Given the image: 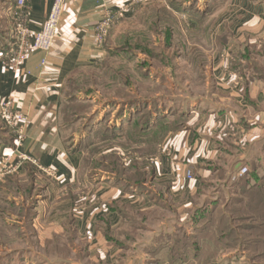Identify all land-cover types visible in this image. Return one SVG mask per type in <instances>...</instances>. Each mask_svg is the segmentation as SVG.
Here are the masks:
<instances>
[{"label": "rangeland", "instance_id": "374dc122", "mask_svg": "<svg viewBox=\"0 0 264 264\" xmlns=\"http://www.w3.org/2000/svg\"><path fill=\"white\" fill-rule=\"evenodd\" d=\"M246 2L156 0L116 22L103 59L64 93L62 122L84 153L77 180L59 189L20 171L0 186V264H264V153L238 171L229 160L183 199L167 197L155 177L192 110L221 102L219 83L264 89V38L230 29ZM252 185L263 188L246 193ZM116 188L126 198L107 190ZM134 193L149 206L134 204ZM115 212L113 225L94 226Z\"/></svg>", "mask_w": 264, "mask_h": 264}, {"label": "crops", "instance_id": "0c3cea01", "mask_svg": "<svg viewBox=\"0 0 264 264\" xmlns=\"http://www.w3.org/2000/svg\"><path fill=\"white\" fill-rule=\"evenodd\" d=\"M62 1L63 15L49 53L32 51L19 69L12 66L15 55L10 52L14 49L0 53V102L10 100L16 110L27 115L21 145L9 131L0 141V186L10 176L3 174L1 160L15 152L37 159L50 171L39 173L27 164L21 172L46 175L53 180L55 188L65 189L77 180L84 153L71 146L62 122L66 85L79 69L103 59L105 47L96 45L94 27L106 7L116 8L128 0ZM16 2L0 0V29L6 26L2 35L10 37L14 43L18 24L33 32L42 29L54 0H27L24 9H17ZM242 5L241 15H237L241 17L230 24V29L233 33L240 32V38L260 36L263 39L264 3L254 5L247 0ZM44 59L45 64H42ZM217 63L213 75L219 83L225 76L222 71L225 63ZM257 85L252 82L234 92L219 83L223 94L221 102L215 107L192 110L188 123L172 134L155 174L156 180L166 186L167 197L176 200L196 193L202 181L229 160L237 162L235 171L244 166L243 161L259 162L257 153H264V89ZM188 172L191 179L187 178ZM117 188L107 190L117 194V198H126ZM131 198L138 207L150 204L144 193H134ZM117 220L115 212L97 222L94 216H89L84 223L89 227L95 222L94 226L102 231L103 225L109 227Z\"/></svg>", "mask_w": 264, "mask_h": 264}, {"label": "built area", "instance_id": "2783aa9c", "mask_svg": "<svg viewBox=\"0 0 264 264\" xmlns=\"http://www.w3.org/2000/svg\"><path fill=\"white\" fill-rule=\"evenodd\" d=\"M154 1L156 0H128L118 5L116 8L106 7L102 19L98 21L94 27L96 45L100 48L105 47L109 33L117 21L134 15L142 6ZM26 2L27 0H17V9H24ZM62 15L63 1L54 0L51 11L40 31L33 32L29 27L18 24L14 33V50L10 52L15 55L12 61L14 69H19L28 59L32 51L44 54L50 52L58 33ZM42 64H45V59L42 61ZM0 118L5 125V129L15 136L16 141L21 145L25 138L24 131L27 115L16 110L13 103L7 100L0 102ZM27 164H30L39 173H50V171L44 168L37 159L25 153L15 152L13 155H7L1 160L3 174L18 173ZM246 172L247 169L244 167L240 170V175ZM187 178H192L190 172L187 173Z\"/></svg>", "mask_w": 264, "mask_h": 264}, {"label": "trees", "instance_id": "16d2710c", "mask_svg": "<svg viewBox=\"0 0 264 264\" xmlns=\"http://www.w3.org/2000/svg\"><path fill=\"white\" fill-rule=\"evenodd\" d=\"M262 1H264V0H261L259 2H262ZM13 44H14V42H13V40L10 37L0 35V53L8 52V51H11L12 49H14V45ZM177 131H179V130H176L175 132H177ZM7 132L8 131L5 129V132L3 133V135H1L2 133L0 134V141L4 138V135L7 134ZM82 149L83 148H77V150H82ZM234 168H235V166H234ZM250 177H252V176L250 174H248L245 177L240 178L239 181H243V180H246V179L248 180ZM203 182L204 181H202V183ZM118 187H121V186L118 185ZM262 188H263V185H252L245 192L246 193H250V192H254L256 190L262 189Z\"/></svg>", "mask_w": 264, "mask_h": 264}]
</instances>
